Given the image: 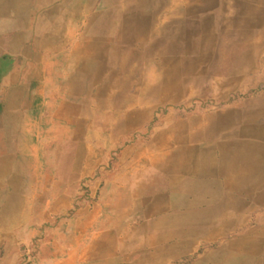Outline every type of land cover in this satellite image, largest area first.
<instances>
[{
  "label": "crops",
  "instance_id": "obj_1",
  "mask_svg": "<svg viewBox=\"0 0 264 264\" xmlns=\"http://www.w3.org/2000/svg\"><path fill=\"white\" fill-rule=\"evenodd\" d=\"M0 8V264H264V131L123 133L106 55L42 46L59 5Z\"/></svg>",
  "mask_w": 264,
  "mask_h": 264
},
{
  "label": "rangeland",
  "instance_id": "obj_2",
  "mask_svg": "<svg viewBox=\"0 0 264 264\" xmlns=\"http://www.w3.org/2000/svg\"><path fill=\"white\" fill-rule=\"evenodd\" d=\"M31 1L58 4L54 30L74 37L42 46L84 50L91 67L105 54L107 71L122 73L116 103L123 107L107 108V115L121 113L123 133L136 127L147 140L154 131L176 132L179 121L192 130L211 117L221 129L264 131V0H204L218 10L200 20L198 0ZM66 16L75 27H62ZM134 138L124 135V146Z\"/></svg>",
  "mask_w": 264,
  "mask_h": 264
}]
</instances>
